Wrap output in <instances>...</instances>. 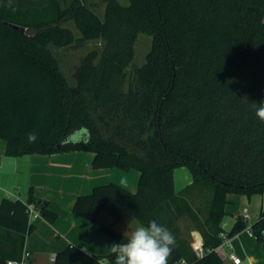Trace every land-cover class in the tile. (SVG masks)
<instances>
[{
    "label": "trees",
    "instance_id": "obj_1",
    "mask_svg": "<svg viewBox=\"0 0 264 264\" xmlns=\"http://www.w3.org/2000/svg\"><path fill=\"white\" fill-rule=\"evenodd\" d=\"M103 39L104 50L86 54L69 83L51 48L74 40ZM141 32L153 35L147 63L137 67L124 90L131 50ZM119 103L127 115L152 116L156 157L129 150L95 125L87 98ZM264 102V0H107L104 17L86 0H0V139L6 155L95 153L93 166L136 168L133 192L116 182L96 185L77 197L73 211L97 221L131 214L144 225L155 220L175 237L168 264H222L217 248L248 223L236 215L223 226L229 193H264V122L255 107ZM141 111V112H137ZM152 111V112H151ZM35 133V142L28 134ZM187 167L193 181L176 192L174 169ZM201 195L195 204L193 196ZM28 203L53 222L49 201L0 198V264L20 259L30 222ZM181 220H187L185 225ZM203 237L204 252L191 245V230ZM264 239V207L251 223ZM98 230L114 244L127 235L112 225ZM9 246L3 247L2 238ZM84 250L68 245L53 264H71ZM115 264L111 252L97 254Z\"/></svg>",
    "mask_w": 264,
    "mask_h": 264
},
{
    "label": "crops",
    "instance_id": "obj_2",
    "mask_svg": "<svg viewBox=\"0 0 264 264\" xmlns=\"http://www.w3.org/2000/svg\"><path fill=\"white\" fill-rule=\"evenodd\" d=\"M94 157L93 151L80 149L52 154L26 153L13 156L6 155L4 146L0 145V198H20L27 201L30 189L33 188L35 196L48 200L49 208L58 215L53 222L45 219L40 213L31 220L35 229L27 234L24 242L22 254L25 250L31 252L25 264H53L51 255L68 245H76L84 250L83 253L72 256L71 264H109L107 259L96 255L111 252L114 243L101 233L98 227L112 225L120 232L126 233L128 227L134 229L137 224H143L131 214L116 219L107 212H101L97 221H92L73 211L77 197L90 193L99 184L116 182L133 192L138 190L140 170L136 168L125 170L115 166L95 168ZM192 181V174L187 167L180 166L174 169L176 192L181 191ZM227 198L225 217L232 215L229 221L230 228L235 222L236 215L248 212L249 218L245 220L251 224L264 207V193L252 196L229 193ZM193 200L198 204L202 196L195 195ZM1 244L5 247L9 246L10 242L5 237L2 238ZM217 250L223 256L222 264H236L229 256L230 251H234L242 258L241 264H264V239L260 240L255 235H250L246 228L228 237V242L220 245ZM203 252L202 247L198 255Z\"/></svg>",
    "mask_w": 264,
    "mask_h": 264
},
{
    "label": "rangeland",
    "instance_id": "obj_3",
    "mask_svg": "<svg viewBox=\"0 0 264 264\" xmlns=\"http://www.w3.org/2000/svg\"><path fill=\"white\" fill-rule=\"evenodd\" d=\"M25 2H34L37 0H21ZM87 3L98 12L101 17L105 16L107 8V0H86ZM123 6L130 4V0H118ZM74 31V40L71 44L65 46L52 45L51 48L59 62L63 74L67 77L69 83L76 82L75 70L81 63L86 54L92 50H104L105 42L103 39H93L90 41L81 40L82 33L74 25L70 24ZM153 44V35L148 32H141L134 41L129 63L127 66V77L124 83V90L128 92L132 88L135 69L144 66L149 57ZM87 98L90 102V108L95 125L107 137H116L129 150L140 153L147 158L156 157L158 154L159 144L156 140L154 131V123L152 116H143L142 114L127 115L123 106L119 103L113 104H99L93 99L92 94H88ZM141 112V111H137ZM152 112V111H151ZM0 145L4 142L0 139ZM232 215L229 214L224 219V226L226 229L230 228V220ZM227 223H226V222ZM181 224L186 222L181 220ZM192 231V230H191ZM191 239L193 236L191 234ZM191 240V241H192Z\"/></svg>",
    "mask_w": 264,
    "mask_h": 264
},
{
    "label": "clouds",
    "instance_id": "obj_4",
    "mask_svg": "<svg viewBox=\"0 0 264 264\" xmlns=\"http://www.w3.org/2000/svg\"><path fill=\"white\" fill-rule=\"evenodd\" d=\"M255 115L264 122V102L254 104ZM35 133L28 134V141L35 142ZM127 242L112 244L111 253L115 256V264H168L175 246V237L165 226L155 220L147 226L137 224L134 229L125 233Z\"/></svg>",
    "mask_w": 264,
    "mask_h": 264
},
{
    "label": "built area",
    "instance_id": "obj_5",
    "mask_svg": "<svg viewBox=\"0 0 264 264\" xmlns=\"http://www.w3.org/2000/svg\"><path fill=\"white\" fill-rule=\"evenodd\" d=\"M28 213H29L30 222L33 218H35L36 216L39 215V211L35 207L34 203H28ZM242 217L244 219L249 218L248 212H244ZM246 229L250 235H255L252 231L251 224H248ZM191 234L193 236V240L191 242L193 249L196 251L197 254H199V252L202 250V247H203V238H201V233L198 230H192ZM222 236H223L222 244L227 243L228 242L227 234L224 232V233H222ZM30 256H31V252L29 250H25L20 259L8 260V264H25L28 261V259L30 258ZM229 256L234 261V263H236V264L242 263V258L240 256L236 255V253L234 251H230ZM55 258H56V254L53 253L51 255V259L54 261Z\"/></svg>",
    "mask_w": 264,
    "mask_h": 264
},
{
    "label": "water",
    "instance_id": "obj_6",
    "mask_svg": "<svg viewBox=\"0 0 264 264\" xmlns=\"http://www.w3.org/2000/svg\"><path fill=\"white\" fill-rule=\"evenodd\" d=\"M201 238H203L202 235H201Z\"/></svg>",
    "mask_w": 264,
    "mask_h": 264
}]
</instances>
